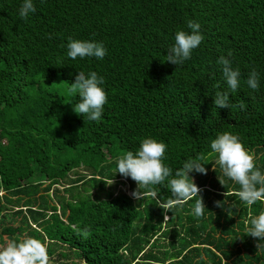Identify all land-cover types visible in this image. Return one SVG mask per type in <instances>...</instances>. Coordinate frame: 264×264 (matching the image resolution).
Returning <instances> with one entry per match:
<instances>
[{"label":"trees","instance_id":"trees-1","mask_svg":"<svg viewBox=\"0 0 264 264\" xmlns=\"http://www.w3.org/2000/svg\"><path fill=\"white\" fill-rule=\"evenodd\" d=\"M22 3L0 0V245L39 239L53 264H264L256 255L264 241L244 223L264 202L249 208L223 195L240 186L214 166L210 147L234 134L264 174V0H33L27 19ZM189 20L204 39L182 65L170 64L167 50L178 31L191 33ZM70 37L102 43L105 57L68 58ZM221 55L240 71L230 108L214 105L228 90ZM253 69L259 91L245 83ZM93 71L108 97L99 121L77 115L79 97L67 95L78 72ZM145 138L167 145L173 174L203 157L208 173L194 180L202 217L193 215L198 197L159 207L171 198L167 181L141 200L119 188L137 189L116 173L117 160Z\"/></svg>","mask_w":264,"mask_h":264},{"label":"clouds","instance_id":"clouds-1","mask_svg":"<svg viewBox=\"0 0 264 264\" xmlns=\"http://www.w3.org/2000/svg\"><path fill=\"white\" fill-rule=\"evenodd\" d=\"M35 11L33 0H23L19 15L21 18L27 19L29 14ZM187 27L191 29V33L178 31L175 34V43L167 50L166 62L176 66L182 65L184 61L190 59L192 50L203 41L204 37L200 34L201 26L199 23L189 20ZM67 49V57L73 60L86 57L102 60L107 51L102 43L73 40L71 37ZM231 55L232 53L229 51L228 56ZM217 64L221 66L222 78L226 82L228 90L215 93L214 105L216 108H230V93H235L240 87V71L238 68L233 69L231 61L223 55L218 58ZM103 83L104 78L98 76L95 71L87 75L84 72H78L75 81L70 83L67 89L68 95H78L79 97V102L73 106L77 115L86 116L90 121L100 120L104 105L108 101L107 94L101 87ZM245 83L248 88L259 91V74L255 69L249 73ZM239 107L243 109L245 105L241 103ZM210 147L212 152L217 154L218 158L215 163L219 165L223 176L240 186L238 191H226L223 195L225 197L236 196L249 208L258 201L264 202V174L256 168L254 154L245 149L238 136L229 132L218 134L211 141ZM166 148L167 145L163 142L145 138L135 153L128 151L118 158L116 173L125 178L130 177L136 182L137 189L131 193V196L136 200L145 199L149 195L143 189L161 185L167 181L166 187L171 193V198L159 204V207L167 213L174 207H183L185 203L198 197L193 207V215L197 218L202 217L205 209L203 197L200 195L202 190L189 174L192 172L207 174V169L201 162L203 157L189 159L182 168L173 174V170L163 163ZM213 170L215 171L214 166ZM218 180L224 186L225 181L221 178ZM113 182L112 179L108 185ZM150 194L156 195L155 192ZM225 202L226 200L216 201L215 205L223 208ZM168 219L165 214L164 222ZM244 223L246 235L264 241V212L258 216L249 214V218ZM81 235L87 238L88 229L85 228ZM256 248V255H264V243L258 242ZM0 264H52V261L45 243L36 238L25 237L19 242L8 240L4 245H0Z\"/></svg>","mask_w":264,"mask_h":264},{"label":"rangeland","instance_id":"rangeland-1","mask_svg":"<svg viewBox=\"0 0 264 264\" xmlns=\"http://www.w3.org/2000/svg\"><path fill=\"white\" fill-rule=\"evenodd\" d=\"M68 95V94H67ZM70 96V95H69ZM218 157H215L214 160V166H216L217 164L215 163L216 159ZM213 169V166L211 167V170ZM207 173H208V169H207ZM192 178H194V180H197L200 176H202V174L198 173V174H191ZM124 180V179H122ZM119 188L121 190H126L130 195L132 193V191L129 189V184L125 182V184H121L119 185ZM53 264V263H52Z\"/></svg>","mask_w":264,"mask_h":264}]
</instances>
